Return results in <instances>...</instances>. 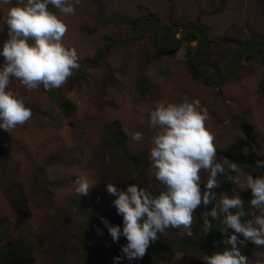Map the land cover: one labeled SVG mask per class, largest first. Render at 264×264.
Masks as SVG:
<instances>
[{"label":"rangeland","instance_id":"374dc122","mask_svg":"<svg viewBox=\"0 0 264 264\" xmlns=\"http://www.w3.org/2000/svg\"><path fill=\"white\" fill-rule=\"evenodd\" d=\"M12 6V0L9 4L0 0V49L8 39L6 19ZM49 11L67 25L62 42L79 56L75 74L80 72V79L72 83L68 79L58 88L76 110L70 117L62 115L58 101L51 100L42 86L29 91L15 79L9 85L26 107H37L41 113H32L29 121L10 133L0 130L2 253L9 249L30 253L33 264L205 263V255L197 249L204 234L202 213L208 211L203 206L202 212L194 213L191 237L182 228H168L141 260L128 261L122 252H106L107 260L96 257L105 243L117 244L125 238L114 242L101 221L103 217L123 229V216L117 213L116 197L107 192V184L126 190L135 183L154 195L163 189L150 166L155 130L149 127V114L160 103H180L185 98L198 99L207 108L205 127L214 135L216 148L243 138L240 125L246 121L257 135L254 149L264 154V56L245 46L250 40L261 44L264 39L262 0H80L74 15L61 14L51 5ZM189 24L204 31L189 29ZM153 29L155 44L175 47L173 55L155 53ZM193 34L198 38L190 41ZM201 37L208 47L198 56L202 60L198 73L213 83L190 70ZM108 41L112 42L101 58ZM243 47L234 68L217 85ZM3 63L0 56V67ZM114 120L127 136L125 147L118 150H111L108 141ZM135 132L143 134L142 141L132 140ZM217 160L222 158L217 155ZM79 174L94 184L87 196L75 192L73 180ZM200 175L203 191L208 174ZM244 179L241 176L240 184L220 194L233 196L247 189L242 187ZM18 208L29 216L22 217ZM249 210L247 202L245 211ZM218 223L212 221V229L222 227ZM240 248L250 264H264V247Z\"/></svg>","mask_w":264,"mask_h":264},{"label":"clouds","instance_id":"9594fccd","mask_svg":"<svg viewBox=\"0 0 264 264\" xmlns=\"http://www.w3.org/2000/svg\"><path fill=\"white\" fill-rule=\"evenodd\" d=\"M3 2L9 4L11 0ZM79 3L80 0H17L9 8L8 39L0 49L4 59L0 67V130L10 133L32 118V110L23 99L8 90L13 79L29 91L41 85L52 90L62 87L80 69L76 49L62 42L67 25L49 11L51 5L61 14L74 15ZM207 119L208 110L198 99L158 104L149 114V127L155 130L149 158L155 179L163 189L154 195L135 183L126 190L107 184V192L116 197L113 205L123 216V229L110 225L103 217L101 221L114 242L121 236L126 238L121 251L128 261L143 259L158 234L168 228H182L191 237L195 211L201 206L207 209L210 204L211 209L202 213L203 232L210 234L212 221H219L223 243L230 247L205 256V264H250L240 245L250 241L264 247V175L246 174L238 162L227 158L218 161L215 137L205 127ZM131 138L140 142L144 137L135 132ZM105 161L110 163V156ZM256 163L258 168H264V160ZM201 171L208 174L203 191ZM241 176L245 177L242 187L251 191L249 211H245L239 194L222 193L217 197L214 191L221 187L219 178L240 184ZM73 184L79 197L87 196L94 185L84 174L77 175ZM246 216L251 219L245 220ZM114 259L118 261L120 257Z\"/></svg>","mask_w":264,"mask_h":264},{"label":"trees","instance_id":"16d2710c","mask_svg":"<svg viewBox=\"0 0 264 264\" xmlns=\"http://www.w3.org/2000/svg\"><path fill=\"white\" fill-rule=\"evenodd\" d=\"M12 1L14 4H16L17 2V0H12ZM262 2L264 6V0H262ZM188 27L189 29H197L199 32L204 31V29L198 24H189ZM165 35L166 37H169L168 32H166ZM197 38L198 36L193 34L189 40L194 41ZM250 42H252V40L248 41L246 44ZM155 43H156V40H155ZM233 44H238V43L233 42ZM261 45H264V39L262 40ZM250 46H251L250 48H257L259 53L261 52V50L257 47V45L251 43ZM160 48H163V47H160ZM154 49H155V53L159 56H161L162 54L173 55L176 52L175 48L168 49L165 51L157 50L155 47ZM197 54L198 52L195 53L193 59L197 56ZM201 63H202L201 57H198L193 63L192 69L197 70L199 72L198 66ZM77 76H79L78 73H76L74 76L69 78V81H70L69 83L77 82L80 79V77H77ZM46 91L48 92L51 100L58 101L59 103L58 107L62 115L66 117L72 116V114L76 110V107L70 99L64 98L58 89H52V90H46ZM31 110H32V113H41L40 109L37 107H31ZM112 125H113L112 129H110L108 132L109 146L112 145L113 147L111 148V150H114V149L118 150L119 147L124 148L126 137H127L126 134L122 131L118 120H114ZM240 128L243 134V138L237 139L234 143H231L225 148H222V149L216 148L218 158H222V159L227 158L230 161L238 162L242 166L245 172H248L252 174L253 176H260V174L264 172V168H258L256 162L258 160H264V154L262 153L260 154L254 149V147L258 148V145L256 142L257 135L253 130V126L246 121H243L241 123ZM263 139H264V132H263ZM232 186H233V183L226 182L224 178L222 177L221 187L217 188L218 194L224 191H229ZM201 187L203 186L201 185ZM238 194L241 196V198L244 200L245 203L249 202L251 199V191L248 189L242 190ZM211 207L212 205L210 204L207 210L209 211ZM197 211L202 212L200 208H198ZM18 213L22 217L29 216V213L26 212L23 208H18ZM220 228L221 227L213 228L210 234H207V235L205 233L203 234L202 238L199 240V243L197 245V249L200 253L202 252L205 256H208V255H212L215 252H223L225 248L230 247L229 245H226L223 243L225 237L221 234ZM229 232H232V230L229 229ZM239 239L242 240L243 237L240 236ZM126 244H127V240L125 238L121 239V242L117 244L112 243V242H107L105 243L106 246L102 247V249L97 250L96 257L107 260L106 252H109L110 254H113V255H118V254L121 255L122 246ZM243 246H246V248L250 251L259 248L250 241H246L245 244H243ZM0 264H33V258L31 257V254L27 252H25L24 254H17L13 251V249H9L6 252L2 253V249H0ZM55 264H65V263L64 261H61ZM195 264H205V263L201 262L200 260H197Z\"/></svg>","mask_w":264,"mask_h":264},{"label":"water","instance_id":"95a60500","mask_svg":"<svg viewBox=\"0 0 264 264\" xmlns=\"http://www.w3.org/2000/svg\"><path fill=\"white\" fill-rule=\"evenodd\" d=\"M144 30H145V28L143 29V33H144ZM142 33V34H143ZM151 38H152V43L154 44V47L157 49V50H160L161 48L158 46V45H156L155 44V33H154V29H153V31H152V36H151ZM126 39H124L123 41H125ZM127 40H129V39H127ZM112 41H108L107 43H106V45L104 46V49H103V52H102V57L101 58H103L104 57V55L106 54V50H107V45L108 44H110ZM251 43H253V44H255V45H257L259 48H260V50H261V52H262V54H263V56H264V50H263V47L258 43V42H256V41H252V42H250V43H248V44H246V46H249ZM174 48V47H173ZM245 49V47H243L242 49H241V51H240V53H239V57L241 56V53H242V51ZM198 57V56H197ZM196 57V58H197ZM238 57V58H239ZM238 58H237V60L234 62V64L230 67V69H228L223 75H222V77H221V79H220V81H219V83H216L217 85H221L223 82H224V78H225V76L234 68V66H235V64H236V62L238 61ZM80 74V72L78 73V75ZM75 75V74H74Z\"/></svg>","mask_w":264,"mask_h":264},{"label":"flooded vegetation","instance_id":"af4514ba","mask_svg":"<svg viewBox=\"0 0 264 264\" xmlns=\"http://www.w3.org/2000/svg\"><path fill=\"white\" fill-rule=\"evenodd\" d=\"M144 28H145V26H144ZM144 32H145V30H144ZM143 33V32H142ZM144 34V33H143ZM190 47H192V46H190ZM197 47V46H196ZM198 47H199V50H197V52H198V54H197V56H200V54H201V52H202V50L204 49V47H208V45L205 43V40H203V38L201 37V39H200V41H199V45H198ZM258 47V46H257ZM166 47H163V48H161L160 50H162V51H165V50H168V49H165ZM241 51V50H240ZM240 53V52H239ZM242 54V53H241ZM196 56V57H197ZM194 58L193 59V61H192V63L193 62H195V60L198 58ZM238 57H239V54H238ZM237 57V58H238ZM239 59V58H238ZM191 63V64H192ZM193 65V64H192ZM192 66L190 65V70H191V72L196 76V77H198V78H200V79H202L203 81H205V82H211V83H213V81L212 80H210L209 78H206V77H204V76H202L201 74H199L198 73V71H196V70H194V69H192L191 68Z\"/></svg>","mask_w":264,"mask_h":264}]
</instances>
